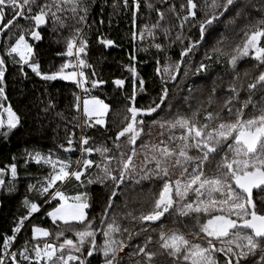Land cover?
<instances>
[{"label": "snow or ice", "instance_id": "obj_1", "mask_svg": "<svg viewBox=\"0 0 264 264\" xmlns=\"http://www.w3.org/2000/svg\"><path fill=\"white\" fill-rule=\"evenodd\" d=\"M94 3L95 0H0V32L9 29L10 26L16 29L13 34L14 42L6 43L3 48L5 55L0 56V98L7 99L5 83L6 64L9 61L19 65L21 73H24L26 66L44 81H54L59 78L72 81L77 87L83 86L85 80L83 69L93 68L81 58L88 46V41L83 36V28L72 27L73 35L66 38V51L59 54L75 60V68L78 70L71 72H64V69L73 66L70 62L64 63L57 71L42 72L39 61L35 59L34 46L29 42L28 37L41 40L39 29L42 26L46 27L49 21L52 31L57 33L69 27L67 23L69 19L90 27L88 19ZM112 6L116 8L121 5L114 3ZM140 6V0H132L131 5L129 0H122V7L132 11L134 24ZM144 6L159 11L154 8L150 0H144ZM179 8L183 14L176 16V19L181 20L179 27L183 29L185 24L191 23L193 27H197L199 35L195 40L191 37L187 38V44L179 53V60L172 61L167 56L163 61L157 58L154 76L159 80L158 94L145 106H139L136 102V82L138 81L141 92H145L146 81L136 72L135 66L128 67L133 77V90L126 98L128 103L125 110L130 115L125 116L123 126L115 134L113 146L117 154H112V149L104 143L88 146L90 138L87 136H82L79 141L82 155L74 162L75 168L71 166L73 162L70 159H53L51 154L45 156L38 151L27 154L35 163L51 165L53 169L45 181L41 182L40 188L30 184L28 191H36L38 196H44L43 203L50 204L51 201L58 200L55 207L46 212V216L50 217L53 223L78 222L80 226L74 230L76 241L65 238L58 244V248L48 242H44L41 247L37 242L31 250L27 247L29 242L25 241L24 246L19 250L9 251V248L15 246L16 233L21 230L23 222L33 213L40 211L39 205L25 196L23 204L27 208V214L21 216L12 229V235L0 236V252L3 253L0 255V264H5V258L9 264H22V262L24 264H71V262L86 264V260L82 258L85 253L87 257H92L94 253L102 254L103 264H123L124 258L119 253L126 246L131 247V245H126L124 239L116 238L117 234L123 236L124 233H128V239H131L134 233L117 222L115 213L109 219V213L112 212L115 204L113 197L117 196V190L123 188L128 181L141 184L143 181L153 180L158 181L161 187L153 201L152 210L138 217L133 216L132 212L126 215L140 223L141 232L147 231L143 222L160 221L165 214H171L170 210L176 212L179 217L191 218L192 228L198 229L188 234L194 239L190 240L182 232L160 231L158 247L172 259L173 264H233V257L235 264H264V0H259L258 3L255 0H204L202 5L198 0H186L179 5ZM169 10L176 13V5H171ZM253 12L256 15H253ZM221 17H227L226 25L234 26L238 20L247 23L242 29V42L232 47L230 53L220 47H213L212 51L217 54L216 62L218 63L222 56L227 57V64L232 72L236 73L238 63L243 58L250 57L256 62L253 67L258 69L257 74L245 85L240 81L237 73L224 93L220 111L205 110L203 121L199 118L200 108L192 111L191 116L182 115L179 111L174 115L167 113L160 115L165 109L169 112L173 107L179 109L180 105L172 102L168 85L177 80L182 65L206 38L205 34L209 29L221 22ZM164 18V13L160 12L157 23L151 27L145 25L139 30L140 38L143 39L145 33L154 38L153 30L161 28L160 21ZM18 19L26 21L27 27L20 24ZM163 33L167 40L170 29L164 28ZM136 36L137 33L133 32L132 38L135 39ZM176 40L184 44L180 35ZM99 42L103 46H111L114 43L108 38H100ZM175 42L174 40L171 43ZM222 42L223 34L216 43L219 45ZM153 46L157 52H164L163 44L154 43ZM135 58V55L131 57L133 60ZM205 59L211 61L213 57L206 54ZM208 68L209 65L202 61L196 66L194 74L207 75ZM188 74L189 69L184 68L183 76L187 77ZM95 75L93 68L91 76ZM244 75L247 76L248 72L245 71ZM90 82L92 88L105 83L102 79H91ZM124 83L123 79L114 81L117 86H123ZM84 91L87 93L88 89ZM242 91L247 93V98L243 100L240 99ZM257 96L260 99L254 100ZM179 99L185 103L189 101L188 96ZM215 99L216 88L213 87L207 101L209 107ZM82 105L84 117H95L94 125L101 127L105 125L103 117L108 113V104L96 96L86 95ZM249 105L253 113L250 116L245 113ZM73 106L80 110L81 97L75 96ZM49 107L54 108L55 105L46 106L45 113L49 111ZM188 107L191 109L190 103ZM57 115L63 114L57 113ZM20 124L21 118L12 106L5 107L0 104V136L8 138L12 130L17 129ZM86 126L93 125L86 124ZM157 127L160 129L157 135L161 139L158 142L141 143L144 157L142 165L137 170L134 158L138 152L134 146L138 138L143 140V135L151 137ZM176 129L182 130L179 135H176ZM166 133L167 138L164 139ZM73 135L69 134L68 147L64 149L66 152L72 150ZM121 138H124L128 145L133 146L128 152L120 151ZM192 150H195L194 155L189 154ZM93 152L101 156V162L83 155L84 153L90 155ZM213 160L217 161L216 168L219 174L206 176L205 166ZM112 161L117 162L116 168L111 167ZM57 164L59 170L55 171ZM94 166L98 172L92 176L88 170ZM175 168L180 169L181 178L173 179L172 170ZM9 173L11 179L6 185L5 177ZM17 175L16 163L8 165L7 172L5 168H0V186H7L9 192L14 191ZM73 179L77 182L78 188H85L86 184H100L110 189L107 201L99 214V224L106 227L97 228L96 218L88 217L86 210L91 205L87 191H77L75 195L68 196L63 190L53 187L57 181L63 183ZM49 189L53 191L49 192ZM254 190H258L255 197ZM190 193L194 194L195 199L191 198ZM217 194L220 198H217ZM69 200L71 203L68 202ZM31 231L33 239L37 235L42 237L50 235L49 231L42 227L33 226ZM97 231L104 238L102 244L97 243ZM200 233L204 234L203 237L199 235ZM56 235L59 237L63 233L57 232ZM151 243L152 238L148 236L143 245H137L129 254L142 256V259L136 260L135 264H154L157 253L148 250ZM233 245L239 249L238 253L234 251ZM66 249L67 254H65ZM73 252L80 255H75ZM219 253L223 256L218 258ZM87 264L91 262L88 261Z\"/></svg>", "mask_w": 264, "mask_h": 264}, {"label": "trees", "instance_id": "obj_2", "mask_svg": "<svg viewBox=\"0 0 264 264\" xmlns=\"http://www.w3.org/2000/svg\"><path fill=\"white\" fill-rule=\"evenodd\" d=\"M131 2L132 0H129L130 5ZM150 2L159 11L145 7L144 0H140L141 6L137 12L134 24L132 11L122 7V0H95L88 19L90 27L77 24L75 20L69 19L67 21L69 27L57 33L52 31V25L49 21L46 27L42 26L39 29L42 36L41 40L37 41L28 37L29 42L34 46L35 59L39 61L42 72L57 71L66 62H71L74 65L72 71H75V60L72 57L59 54L66 51V38L73 35L72 27L83 28V36L88 41V46L81 58L91 64L96 73L93 77L91 76L93 68L83 69L85 72L83 87L88 89L87 93L83 91V94L96 96L109 105V111L103 127L94 125V123L87 121L85 118L83 119L80 110L78 111L73 106L75 96H79L80 93L83 95L81 87H77L74 82L61 79L44 81L26 66L24 73H21L19 65L11 61L6 64L5 95L7 99L0 98V104L5 107L11 105L13 110L20 116L21 124L17 129L12 130L8 138L0 136V168H5L7 172V166L16 163L18 171L14 191L9 192L7 186H0V236L4 234L12 235V229L16 223L19 222L22 215L27 214V208L23 204L25 196H28L40 207V211L33 213L31 217L29 216L24 221L23 225H25L14 241V251L24 246L25 241L29 242L27 244L29 250L32 249L35 243L40 242L32 237L31 229L33 226L47 229L50 233L49 239L51 240L49 241L56 244L62 243L65 238L73 239L75 242L74 230L80 226L78 222L62 223L57 221L53 223L51 218L46 216V212L55 207L58 200L51 201L50 204L43 203L44 196H38L36 191L29 192L28 186L31 184L35 185L36 188H40L41 182L45 181L49 173L52 172L49 167L51 165L37 164L35 161L30 160L27 154L38 151L45 156L51 154L53 159H70L73 162L71 166L75 168L74 162L82 155L79 145L82 136L90 138L88 146H98L104 143L112 149V154H117V150L113 146V140L116 132L123 126L125 116L130 115L125 110L128 103L126 98L131 95L133 90V77L128 71V67L130 65L135 66L136 72L146 81L145 92H141L138 81L136 82V102L139 106H145L158 94L159 80L154 76L157 58L163 61L165 56H167L172 61L179 60V53L182 47L187 44V38L191 37L195 40L198 37L197 27H193L191 23H188L181 29L179 27L181 20L176 19L177 14L183 15L179 5L185 3L186 0H166V2L165 0H150ZM198 2L202 5L204 0H198ZM255 2L258 3L259 0H255ZM114 3L121 6L113 8L112 5ZM173 4L176 5V13L169 10V7ZM160 12L164 13L165 18L160 21L161 28L153 30L154 38L145 33L144 38L141 39L139 30L145 25L151 27L157 23ZM253 15H256V13L253 12ZM226 19L227 17H221V22L216 23L209 29V32L205 34L206 38L201 41L200 45L195 48L184 65H182L177 80L169 83L168 87L172 102L179 104V109L173 107L170 112L165 109V112L160 113V115L163 116L166 113L174 115L179 111L182 115L191 116L192 111L200 108L199 118L203 121L205 110L211 112L220 111L224 93L237 73L240 81L245 85L257 74L258 69L253 67L256 62L250 57H245L238 63L236 73H233L227 64V57L222 56L219 62H216L217 54L212 51L213 47H220L230 53L232 47L242 42V29L247 23L244 20H238L234 26L231 24L226 25ZM189 20L191 21V18ZM4 22L6 23V19ZM18 22L27 27V23L23 19H18ZM164 28L170 29V35L167 40L164 37ZM15 32L16 29L11 26L9 29L2 31L1 38L3 43L0 46V56L5 55L3 51L4 45L14 42V40H9L8 36L12 35L14 37L13 34ZM133 32L137 33L135 39L132 38ZM221 34H223V42L217 45L216 41L221 39ZM178 35L184 40V44L176 40ZM100 38L112 39L114 43L111 46H103L99 42ZM174 40L176 42L171 43ZM154 43L163 44L164 52H157L153 46ZM206 54L212 56L213 59L211 61L206 60ZM133 55L136 57L134 60L131 59ZM202 61L209 65L208 74L195 75L196 66ZM184 68L189 69L187 77L183 76ZM245 71L248 72L247 76L244 75ZM91 79H102L105 83L98 85L97 88H92ZM117 79H123L125 81L124 85H115L114 81ZM213 87L216 88V99L209 107L207 101ZM184 96L189 97L187 103L179 99ZM246 98L247 93L242 91L240 99ZM258 99H260L259 96L254 97V100ZM189 103L191 104V109L188 107ZM49 105H55V107H49V111L45 113L44 108ZM57 113H62L63 115L59 116ZM245 113L249 116L253 114L251 105H249L248 109H245ZM153 115L155 116L156 114ZM4 118L6 119V117ZM86 124H92L93 126L88 127ZM159 131L160 129L157 127L153 130L151 137L143 135V140L138 138L134 146L138 152L134 158L137 170L142 165L144 157V152L140 147L141 143L158 142L161 139L157 135ZM181 131L176 129V135H179ZM70 133L74 134L72 136V150L66 152L64 149L68 147L67 140ZM163 138H167V133ZM131 147L133 146L128 145L127 141L121 138L120 151L128 152ZM189 154L194 155L195 150H192ZM83 155L86 158L94 159L96 162H101V156L96 152L90 155L84 153ZM216 163L217 161L213 160L211 163L206 164L204 169L206 176L219 174ZM57 166L59 167V164ZM111 167L116 168L117 162L112 161ZM88 171H90L92 176H95L98 169L94 166ZM172 172L173 179L181 178L179 168L173 169ZM5 179L7 185V182L11 179L10 173ZM56 187H60V184L57 183ZM160 187L161 185L156 180L151 182L143 181L141 184L128 181L123 188L117 190V196L113 197L115 204L112 212L109 213V219L115 213L117 222L128 227L134 233L131 239H128V233H124L123 236L117 234L116 238L124 239L126 245H131V247L126 246L127 250L122 256L124 258L123 264H135L136 260L142 259V256H130L129 254L132 253L137 245H143L148 236L152 238V243L149 244L148 250L157 253L154 264H173L172 259L158 247L160 231L167 232V225L172 221L175 223L174 226L179 228L177 232H184L190 240L194 239V237L188 234L192 231H198V229L192 228L190 217H179L176 212L171 210V214H165L160 221L143 222L144 227L147 229L146 232H141L140 223L126 215L128 212H132L133 216L138 217L142 213L150 212ZM60 190H63L68 196L75 194L77 191H87L91 205L86 210L88 217L96 218L95 224L97 228L106 227V225L99 224V214L107 201L110 189L104 188L100 184H86L85 188H78L77 182L73 179L65 183ZM257 191L255 190L254 197ZM189 195L192 199H195L193 193ZM217 198H220L219 194H217ZM232 218L235 219V217ZM57 232H62L63 235L57 237ZM199 235L203 237L204 234L200 233ZM96 237L97 243L102 244L104 238L99 231L96 232ZM41 244H43V241ZM85 247H88V245H85ZM65 254H67V249ZM73 254L80 255L74 252ZM0 255H3V253L0 252ZM217 255L218 258L223 256L222 253ZM82 258L86 260V264L88 261L91 264H103L104 259L100 253H94L92 257H87L85 253ZM18 259L20 258L18 257ZM7 264H9L8 261ZM71 264H76V262H71ZM233 264H235L234 258Z\"/></svg>", "mask_w": 264, "mask_h": 264}, {"label": "rangeland", "instance_id": "obj_3", "mask_svg": "<svg viewBox=\"0 0 264 264\" xmlns=\"http://www.w3.org/2000/svg\"><path fill=\"white\" fill-rule=\"evenodd\" d=\"M1 35H2V32H0V46H1V44L3 43V40H2V38H1ZM9 37V40H11V41H13L14 40V37L12 36V35H10V36H8ZM71 63V62H70ZM76 63V62H75ZM74 66V65H73ZM73 66L72 67H69V68H67V69H64V72H71L72 71V69H73ZM76 69V68H75ZM76 70H78V69H76ZM57 79H59V78H57ZM81 90H82V94H83V91H84V87L82 86L81 87ZM89 96V97H91L89 94H83V95H81V93H80V95H79V97H81V107H80V113H81V115H82V118L84 119H86L87 121H91L92 123L94 122V119H95V117H92V118H87V117H84L83 116V114H82V109H83V105H82V100H83V98L85 97V96ZM109 111V110H108ZM106 116H107V114L103 117V119L105 120V118H106ZM4 117H6V115H4ZM50 168H51V170L53 171V169H52V167L51 166H49ZM59 170V167L57 166V168L55 169V171H58ZM68 181L66 180L65 182H60V181H57V183H59L60 184V187H56V185H57V183L53 186L54 187V189H60L65 183H67ZM49 191H53V189H49ZM73 195H75V194H73ZM71 196V195H70ZM69 203H71V200H69L68 201ZM60 222H62V221H60ZM70 222H75V221H69L68 223H70ZM62 223H65V222H62ZM175 223L172 221V222H170L168 225H167V232H169V231H177L179 228H176L175 226ZM161 229H162V227H160ZM164 228V227H163ZM158 231H159V229H158ZM182 233H184V232H182ZM185 234V233H184ZM35 240H37V241H40L39 242V244H40V246L41 247H43V244H41V242L43 241V243L44 242H49V240H51V239H49V236L48 237H42V236H39V235H37L36 237H35ZM51 242V241H50ZM197 242H199V240H197ZM218 247H219V244H218ZM233 247V249H234V251H236L237 253L239 252V249H236L235 248V245H233L232 246ZM57 248H58V246H57ZM126 250H127V248L125 247L124 248V250L119 254L121 257L124 255V253L126 252ZM234 258V262H235V257H233Z\"/></svg>", "mask_w": 264, "mask_h": 264}, {"label": "built area", "instance_id": "obj_4", "mask_svg": "<svg viewBox=\"0 0 264 264\" xmlns=\"http://www.w3.org/2000/svg\"><path fill=\"white\" fill-rule=\"evenodd\" d=\"M59 190H60V189H59ZM53 201H56V200H53ZM53 201H52V202H53ZM30 217H31V216H30ZM23 223H25V222H23ZM24 225H25V224H24ZM24 225H22L21 230H22V228H23ZM21 230H20L18 233H16V236H18V234L21 232ZM48 243H52V244L58 246V244H56V243H54V242H50V241H49ZM8 250L14 252L13 247L9 248ZM7 261H8L7 258H5V264H7Z\"/></svg>", "mask_w": 264, "mask_h": 264}, {"label": "water", "instance_id": "obj_5", "mask_svg": "<svg viewBox=\"0 0 264 264\" xmlns=\"http://www.w3.org/2000/svg\"><path fill=\"white\" fill-rule=\"evenodd\" d=\"M254 193H255V190H254Z\"/></svg>", "mask_w": 264, "mask_h": 264}]
</instances>
